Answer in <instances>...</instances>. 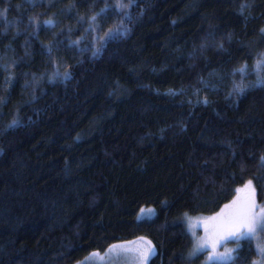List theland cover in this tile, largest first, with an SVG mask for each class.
<instances>
[{"label": "trees", "instance_id": "16d2710c", "mask_svg": "<svg viewBox=\"0 0 264 264\" xmlns=\"http://www.w3.org/2000/svg\"><path fill=\"white\" fill-rule=\"evenodd\" d=\"M262 61L264 0H0V264H205L187 215L264 203Z\"/></svg>", "mask_w": 264, "mask_h": 264}, {"label": "rangeland", "instance_id": "374dc122", "mask_svg": "<svg viewBox=\"0 0 264 264\" xmlns=\"http://www.w3.org/2000/svg\"><path fill=\"white\" fill-rule=\"evenodd\" d=\"M248 183L249 182H247L244 186L238 189L235 199L231 201L228 205H233V202L235 201L236 205H234V207H238L248 199L250 194L249 190L246 187ZM251 194L256 205V210L257 212H259L261 208H264V203H261L259 201L255 184L252 181ZM223 211H227L226 207ZM155 215L156 210L154 208H143L139 214V219L150 218ZM214 216L187 215L188 229L190 233L195 237V247L193 253L196 254L203 251H209L205 264H218L230 262L234 259L235 251L239 247L240 242L243 240L241 239L239 240V242H236L235 240H220L217 244L215 252H213L210 244L197 251V242L210 238L212 235L211 229L213 222L210 220V218ZM251 238L257 241L259 249L264 248V231H261L259 227ZM148 241L151 242L154 251L153 253L148 254L146 258H144L140 255V253L147 246L146 242ZM225 248L233 250L231 259H218V257L225 252ZM156 252L157 248L152 242V240L148 239L147 237H139L131 241L117 243L111 246L107 251L86 257L75 264H149L150 260L156 254ZM259 254L260 257L256 264H264V254H262L261 251L259 252Z\"/></svg>", "mask_w": 264, "mask_h": 264}, {"label": "snow or ice", "instance_id": "6c2138e0", "mask_svg": "<svg viewBox=\"0 0 264 264\" xmlns=\"http://www.w3.org/2000/svg\"><path fill=\"white\" fill-rule=\"evenodd\" d=\"M93 19L95 18L93 17ZM259 63H264V61ZM239 71L243 72L244 69H239ZM246 187L250 194L243 204L234 207V205H236L234 201L233 205L226 206L227 211H222L217 216L210 218L213 222L211 229L212 235L210 238L197 242V251L210 244L213 252H215L220 240H235L239 242L241 239L251 238L258 227L261 231H264V208H261L259 212H257L251 194V181H249ZM146 245L147 246L140 253L144 258L154 251L150 241L146 242ZM259 250L264 254V248H260ZM232 251L233 250L225 248V252L222 253L218 259H231Z\"/></svg>", "mask_w": 264, "mask_h": 264}]
</instances>
